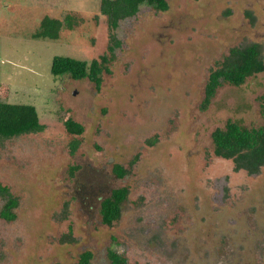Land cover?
<instances>
[{
  "label": "rangeland",
  "instance_id": "obj_1",
  "mask_svg": "<svg viewBox=\"0 0 264 264\" xmlns=\"http://www.w3.org/2000/svg\"><path fill=\"white\" fill-rule=\"evenodd\" d=\"M100 1L0 0L1 99L34 106L43 126L0 138V185L18 201L15 220L0 219V264H74L84 250L110 264L109 249L128 264H264V167L234 172L211 140L227 120L264 126V71L222 82L200 108L231 48L257 44L264 62V0L140 5L119 21L112 57ZM68 14L78 22L58 39L31 37L44 16ZM104 55L99 90L50 73L54 56ZM67 118L82 135L65 131ZM121 187L120 217L103 225L100 201Z\"/></svg>",
  "mask_w": 264,
  "mask_h": 264
},
{
  "label": "trees",
  "instance_id": "obj_2",
  "mask_svg": "<svg viewBox=\"0 0 264 264\" xmlns=\"http://www.w3.org/2000/svg\"><path fill=\"white\" fill-rule=\"evenodd\" d=\"M140 5L149 6L157 11H166V0H101L100 13L106 17L109 31L108 52L113 56L114 48L119 46L114 31L120 20L136 14ZM78 20L72 15H65L63 19H55L44 16L38 25L33 39L59 38L62 29L72 30ZM107 56L93 59L90 62L82 61L66 56H54L51 60L50 73L54 77L68 75L74 80L88 79L99 90L101 86V74L108 72ZM264 71V62L260 54L259 45L249 44L234 47L229 50L227 56L219 66L209 72L205 87L204 97L200 108L204 110L209 105L216 89L222 82L234 86H240L247 77ZM1 88V86H0ZM65 131L70 135H81L84 127L71 118L63 122ZM43 126L39 122L38 114L34 106L10 104L0 96V138H12L23 134L42 131ZM213 155L217 158L231 160L233 170H245L249 175L257 174L264 166V126L245 128L238 123L227 120L223 128H216L211 133ZM77 144L71 145L74 152ZM74 171L75 168H71ZM73 173V172H72ZM113 174L122 178L126 171L120 166L113 167ZM128 190L124 187L112 189L110 194L101 199L99 204L100 221L103 225L111 226L119 219L121 205L126 200ZM0 196L5 202L0 209V218L11 221L15 218L13 209L17 206L16 198L8 192L7 188L0 186ZM110 264H128L126 258L114 250L107 252ZM93 254L90 250L82 251L74 264H91Z\"/></svg>",
  "mask_w": 264,
  "mask_h": 264
},
{
  "label": "flooded vegetation",
  "instance_id": "obj_3",
  "mask_svg": "<svg viewBox=\"0 0 264 264\" xmlns=\"http://www.w3.org/2000/svg\"><path fill=\"white\" fill-rule=\"evenodd\" d=\"M99 11H100V6H99ZM100 14H101V13H100ZM103 16H104V15H103ZM48 17H49V16H48ZM70 58H71V57H70ZM74 59H75V58H74ZM78 60H79V59H78ZM91 60H93V59H91ZM91 60H90V61H91ZM82 61H84V60H82ZM90 61H89V62H90ZM104 72H105V71H103L102 74H103ZM102 74H101V76H102ZM73 80H74V79H73ZM81 80H82V79H81ZM75 122H76V121H75ZM79 124H80V123H79ZM81 125H82V124H81ZM82 126H83V125H82ZM83 127H84V126H83ZM83 132H84V131H83ZM35 133H37V132H35ZM82 134H83V133H82ZM82 134H81V135H82ZM23 135H25V134H23ZM19 136H21V135H19ZM74 136H75V135H74ZM76 136H80V135H76ZM221 159H222V158H221ZM224 160H226V159H224ZM230 161H231V160H230ZM231 162H232V161H231ZM117 165H119V164H117ZM232 165H233V162H232ZM120 166H121V165H120ZM121 167H122V166H121ZM262 167H264V166H262ZM262 167H261V168H262ZM233 168H234V166H232V169H233ZM261 168H260V169H261ZM233 171H234V170H233ZM238 171H244V172H246L245 170H238ZM238 171H234V172H238ZM259 171H260V170H259ZM246 173H247V172H246ZM258 173H259V172H258ZM258 173H257V174H258ZM247 174H248V173H247ZM125 175H126V174H125ZM125 175H124V176H125ZM248 175H249V174H248ZM251 175H256V174H251ZM124 176H123V177H124ZM0 186H1V185H0ZM2 187H5V186H2ZM5 188H6V187H5ZM121 188H122V187H121ZM124 188H125V187H124ZM126 189H127V188H126ZM7 190H8V188H7ZM127 190H128V189H127ZM8 192H9V190H8ZM127 195H128V193H127ZM1 197H2V196H1ZM12 197H14V196L12 195ZM3 198H4V197H3ZM14 198H16V197H14ZM126 198H127V197H126ZM16 200H17V198H16ZM4 202H5V199H4ZM3 204H4V203H3ZM3 204H2V206H3ZM2 206H1V208H2ZM17 206H18V201H17ZM17 206H16V208H17ZM121 206H122V205H121ZM1 208H0V209H1ZM16 208H14V209L12 210L13 213H14V215H15V218H16V214H15L14 210H15ZM15 218H14L13 220H11V221H6V220H4V219H2V218H0V219H1V220H4V221H6V222H12V221L15 220Z\"/></svg>",
  "mask_w": 264,
  "mask_h": 264
}]
</instances>
